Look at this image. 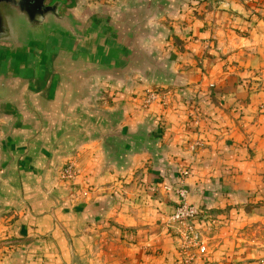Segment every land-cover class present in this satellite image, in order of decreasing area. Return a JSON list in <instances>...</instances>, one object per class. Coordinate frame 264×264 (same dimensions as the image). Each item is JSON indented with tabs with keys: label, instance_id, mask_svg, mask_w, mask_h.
Here are the masks:
<instances>
[{
	"label": "crops",
	"instance_id": "obj_1",
	"mask_svg": "<svg viewBox=\"0 0 264 264\" xmlns=\"http://www.w3.org/2000/svg\"><path fill=\"white\" fill-rule=\"evenodd\" d=\"M57 1L83 40L0 58V264H174L187 169L198 264H264V0Z\"/></svg>",
	"mask_w": 264,
	"mask_h": 264
},
{
	"label": "water",
	"instance_id": "obj_2",
	"mask_svg": "<svg viewBox=\"0 0 264 264\" xmlns=\"http://www.w3.org/2000/svg\"><path fill=\"white\" fill-rule=\"evenodd\" d=\"M58 34L83 40L75 31V21L64 14L57 0H0V43L10 44L0 45V58L5 62L26 58L37 42Z\"/></svg>",
	"mask_w": 264,
	"mask_h": 264
},
{
	"label": "built area",
	"instance_id": "obj_3",
	"mask_svg": "<svg viewBox=\"0 0 264 264\" xmlns=\"http://www.w3.org/2000/svg\"><path fill=\"white\" fill-rule=\"evenodd\" d=\"M142 103L143 108H149L155 103L167 104V93L162 92L160 89L147 90ZM197 120L199 119L197 118ZM192 149L196 150L197 148L192 146ZM79 174L80 170L73 162H69L61 173L62 178L65 180H75ZM189 175V169L180 174V186L174 189L177 202L168 221L179 253V257L174 264H198L207 254L204 230L199 227V222L204 217L203 211L188 199L189 192L185 182ZM165 189L171 191L173 188L167 186Z\"/></svg>",
	"mask_w": 264,
	"mask_h": 264
},
{
	"label": "rangeland",
	"instance_id": "obj_4",
	"mask_svg": "<svg viewBox=\"0 0 264 264\" xmlns=\"http://www.w3.org/2000/svg\"><path fill=\"white\" fill-rule=\"evenodd\" d=\"M141 106H142V108H143V103H141ZM69 161H70V160H69ZM69 161H67V162L69 163ZM78 161H81V159H79V157L77 158V160H74V159H73V161H70V162H73V163L76 164V166L78 167V166H79ZM68 163H67V164H68ZM67 164H66V165H67ZM66 165H64V167H65ZM78 169L80 170L79 167H78ZM60 178L63 179V178H62V175H60ZM64 180H65V179H64Z\"/></svg>",
	"mask_w": 264,
	"mask_h": 264
}]
</instances>
